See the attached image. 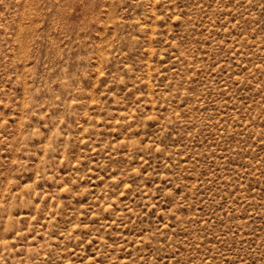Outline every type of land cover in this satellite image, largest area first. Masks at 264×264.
I'll list each match as a JSON object with an SVG mask.
<instances>
[{
    "label": "rangeland",
    "instance_id": "rangeland-1",
    "mask_svg": "<svg viewBox=\"0 0 264 264\" xmlns=\"http://www.w3.org/2000/svg\"><path fill=\"white\" fill-rule=\"evenodd\" d=\"M0 264H264V0H0Z\"/></svg>",
    "mask_w": 264,
    "mask_h": 264
}]
</instances>
